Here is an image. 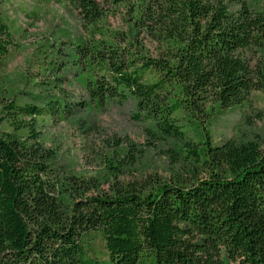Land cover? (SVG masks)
<instances>
[{
    "label": "trees",
    "instance_id": "obj_1",
    "mask_svg": "<svg viewBox=\"0 0 264 264\" xmlns=\"http://www.w3.org/2000/svg\"><path fill=\"white\" fill-rule=\"evenodd\" d=\"M69 1L85 34L42 55L52 78L0 74V264H264V149L214 143L201 118L264 92V0H137L126 30L102 26L96 0ZM10 38L0 13V65ZM116 105L165 148L168 180L120 181L145 152L129 139L95 176L64 172L45 144V122L88 135ZM94 234L105 256L89 252Z\"/></svg>",
    "mask_w": 264,
    "mask_h": 264
},
{
    "label": "rangeland",
    "instance_id": "obj_2",
    "mask_svg": "<svg viewBox=\"0 0 264 264\" xmlns=\"http://www.w3.org/2000/svg\"><path fill=\"white\" fill-rule=\"evenodd\" d=\"M96 1L104 12L102 26L119 30L128 28L131 23L128 4L137 0H126L121 4L112 0ZM0 13L11 33L8 53L1 57L0 74L18 81L20 87L26 80L52 78L50 70L42 72V55L46 52L45 59L49 61L48 52L59 42L66 46L69 40L85 34L80 15L69 0H0ZM140 39L154 50L149 35L143 33ZM46 67L49 65L46 64ZM61 85L68 92L78 91L67 80H63ZM127 109V106L111 107L98 118L97 130L88 135H83L66 122H45L40 126L45 144L56 148L58 163L63 166L64 172L95 176L102 168L100 153L106 151L116 137L129 139L143 147L145 152L139 169L120 176V181L144 184L152 180H168L175 164L171 163L167 151L158 143L156 147L145 145V133L132 122ZM201 118L203 130L211 134L214 143L225 138L235 141L254 139L264 149V92L260 90L251 91L248 100L241 106L225 108L222 113L203 115ZM106 187L102 186L103 189ZM91 237L89 252L105 256L101 238L97 234Z\"/></svg>",
    "mask_w": 264,
    "mask_h": 264
}]
</instances>
